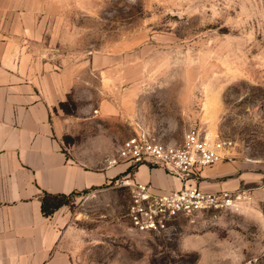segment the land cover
I'll use <instances>...</instances> for the list:
<instances>
[{"label":"rangeland","instance_id":"1","mask_svg":"<svg viewBox=\"0 0 264 264\" xmlns=\"http://www.w3.org/2000/svg\"><path fill=\"white\" fill-rule=\"evenodd\" d=\"M42 3L35 28L12 29L22 34L14 47L33 55L27 62L39 73L56 74L61 98L53 113L67 155L110 166L141 130L182 145L190 130L207 137L215 124L212 139L232 141L226 161L250 165L231 191L239 196L233 205L180 217L162 234L132 228L128 173L72 197L63 206L60 257L70 264H264V0ZM207 96L216 102L212 123Z\"/></svg>","mask_w":264,"mask_h":264},{"label":"crops","instance_id":"2","mask_svg":"<svg viewBox=\"0 0 264 264\" xmlns=\"http://www.w3.org/2000/svg\"><path fill=\"white\" fill-rule=\"evenodd\" d=\"M43 4L0 0V264H70L57 251L67 223L65 211L62 207L44 216V193L100 189L126 173L159 192L183 186L178 178L148 165L132 169L128 163L109 166L104 160L91 163L67 155L59 118L53 113L61 98L56 74L39 73L27 62L33 55L14 47L22 34L12 29L35 28L33 15L43 11ZM249 166L245 161H221L202 173L199 185L208 192L238 190L244 179L240 175Z\"/></svg>","mask_w":264,"mask_h":264},{"label":"built area","instance_id":"3","mask_svg":"<svg viewBox=\"0 0 264 264\" xmlns=\"http://www.w3.org/2000/svg\"><path fill=\"white\" fill-rule=\"evenodd\" d=\"M232 141L211 140L197 129L190 130L182 145H171L148 130L127 139L111 164L128 163L132 169L140 165L158 168L181 180V189L159 192L150 183L129 178L128 220L141 233L162 234L173 228L177 219L234 204L233 192H208L199 185L203 170L229 158ZM228 153L227 155H225Z\"/></svg>","mask_w":264,"mask_h":264},{"label":"trees","instance_id":"4","mask_svg":"<svg viewBox=\"0 0 264 264\" xmlns=\"http://www.w3.org/2000/svg\"><path fill=\"white\" fill-rule=\"evenodd\" d=\"M87 192L89 191L85 190L83 192H73V193H70L69 195L44 193V195L41 198L42 213L46 217L52 216L61 207L68 205L69 200L72 197H76L78 195H81Z\"/></svg>","mask_w":264,"mask_h":264},{"label":"bare ground","instance_id":"5","mask_svg":"<svg viewBox=\"0 0 264 264\" xmlns=\"http://www.w3.org/2000/svg\"><path fill=\"white\" fill-rule=\"evenodd\" d=\"M216 102L215 100L210 97V96H207L205 102H204V116H205V119L207 120V122H213V120L215 119L216 117ZM211 125V124H210ZM214 125H212L211 127V130H210V134L207 136L209 139L213 140L214 138L212 136H214L215 132H214ZM213 138V139H212Z\"/></svg>","mask_w":264,"mask_h":264}]
</instances>
